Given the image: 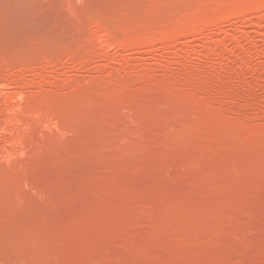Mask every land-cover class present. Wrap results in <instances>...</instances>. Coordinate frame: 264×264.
I'll list each match as a JSON object with an SVG mask.
<instances>
[{"label": "rangeland", "instance_id": "rangeland-1", "mask_svg": "<svg viewBox=\"0 0 264 264\" xmlns=\"http://www.w3.org/2000/svg\"><path fill=\"white\" fill-rule=\"evenodd\" d=\"M0 264H264V0H0Z\"/></svg>", "mask_w": 264, "mask_h": 264}]
</instances>
